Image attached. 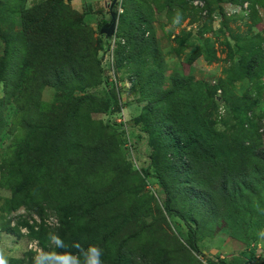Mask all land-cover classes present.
I'll return each instance as SVG.
<instances>
[{
	"label": "trees",
	"instance_id": "1",
	"mask_svg": "<svg viewBox=\"0 0 264 264\" xmlns=\"http://www.w3.org/2000/svg\"><path fill=\"white\" fill-rule=\"evenodd\" d=\"M74 1L48 0L29 8L26 0H0V40L4 43V54L0 56V84H4L0 133L4 111L13 100L19 108L15 126L21 132L2 162L9 183L16 185L15 200L8 209L11 215L2 231L36 242L41 250L39 257L32 250L25 251L19 264H92L93 249L100 252V264H133L132 254L126 255L114 244L116 237L127 235L125 231L132 223L139 226L135 238L145 230L139 224L145 217L142 203L129 192L137 186L128 179L121 180L133 172L145 189L149 186L147 178L158 180L166 200L158 210L160 218L149 226L150 231L170 243L176 240L180 245L175 249L185 257V264H201L197 258L199 233L201 229L214 231L223 216L235 238L249 246L251 228L259 231L264 226V215L261 218L260 213L255 214L257 208L264 210V144L259 130L262 125L256 129L250 117L254 113L261 118L255 110L260 107V93L264 90L259 85L264 78L263 47L238 48L241 59L235 71L253 82L258 91L241 97V105L235 109L238 123L233 131H222L216 127L221 117L219 106L225 102L217 96L222 85L194 81L177 72L168 77L170 85L165 86L166 70L155 40H147V30H142L149 19L139 11L135 22L120 16L119 29L125 31L126 43L118 42L107 69L103 57L117 26L110 36L101 31L109 28L112 14L117 17V6L106 10L108 19L103 18L98 29H93L85 16L99 13L102 8L81 13L71 7ZM203 1L208 18L212 0ZM215 1L241 5L248 1L252 16L255 12L251 0ZM15 17L21 19L22 29L8 35L3 26L7 19ZM203 30L201 35L205 34ZM194 57L191 63L197 59ZM146 59H158L160 66L151 68L152 77L144 82V70L140 68L149 66L143 64ZM125 68L137 71L130 75L140 87L139 102L148 101L136 123L142 124L149 136L153 171L146 168L139 173L134 169L125 154L124 132L93 118L97 113L116 112L119 71ZM110 77L115 79L112 87ZM46 86L57 91V100L47 107L41 102ZM101 86L104 96L92 92ZM62 99L72 103L68 111H63ZM79 164L89 166L90 180L95 182L93 194L88 190L82 196L72 191L76 187L79 192L81 187V182L74 179ZM105 179L109 181L102 189ZM112 194L122 197L123 204L132 209L125 215L105 212L104 208L112 203L107 202ZM248 198L250 203L242 211L239 200ZM21 208L36 212L40 221L16 216L14 213ZM47 208L58 220L54 228L45 220ZM167 216L186 224L187 240L161 228ZM123 241H130L128 235ZM160 247L165 253L162 264H170L172 253L167 247ZM104 253L111 258L103 257Z\"/></svg>",
	"mask_w": 264,
	"mask_h": 264
},
{
	"label": "rangeland",
	"instance_id": "2",
	"mask_svg": "<svg viewBox=\"0 0 264 264\" xmlns=\"http://www.w3.org/2000/svg\"><path fill=\"white\" fill-rule=\"evenodd\" d=\"M26 1L27 7L32 8L48 0ZM113 1L76 0L72 3L71 7L81 13L85 10L95 11L102 8L99 13H90L85 16V21L93 29H98V25L102 19H108V15L106 14L109 11L108 9L111 8ZM251 1L255 9L253 16L250 13V3L248 1L241 5V3L233 1L217 3L215 0H212V13L207 18L208 12L205 9V2L203 0H117L115 4L117 8H114L115 11H118L117 29L110 40V48L104 53L103 65L108 69L118 42L122 44L126 43V33L119 29V26H121V21H119L120 16L125 15L126 19L135 22L139 11L149 19L147 25L142 27V30H147L145 34L147 40H155L157 50L161 55L166 70L165 76L167 78L165 86L168 87L170 85L168 77L177 72L182 76L192 78L194 81H201L209 85H222L224 89H219L217 96L220 97L218 98L219 101L222 99L225 102L219 106L218 114L221 117L216 127L222 131H233V128L239 121V113L235 109L241 105L239 103L241 97L248 95L250 92L256 94L258 91H255L253 82H249L248 78H242L235 71L241 59V55L237 52L238 48L253 47L257 50H262L263 47L264 49V0ZM246 4L248 5V9H245ZM106 10L108 11L106 12ZM3 28L8 35L18 33L22 29L21 19L19 17L7 19ZM202 29L205 32L203 35L200 34ZM3 54L4 43L0 40V56H3ZM194 56L197 59L191 63L195 59ZM143 64H149V66L140 68L142 72L144 70L142 76L145 80L144 82H147L152 77L150 69L156 68L160 64L158 63V59H146L143 61ZM128 69L125 68L119 71L121 82H118L120 91L118 93L119 104L116 112L112 114L97 113L94 114L93 118L104 123H110L124 132L126 140L125 154H127V159L134 169L139 173L141 169L146 168L153 171L152 160L150 158L153 150L149 143V136L143 131V125L136 123L137 117L144 112L148 101L139 102L141 96L140 87L135 80H131L132 76L130 75L131 72L136 70L132 69L129 71ZM237 76L239 77L236 78ZM114 81L115 79L110 77V87H112L111 85H113ZM259 85L264 87V78ZM92 92L100 96H104L105 93L102 86ZM3 94L4 84L1 83L0 96H3ZM77 94L80 95L81 93ZM260 94L262 102L260 107L255 110V113L260 114L261 118L259 119V117L254 116V113L250 117L255 121V123H251V125L254 124L253 127L259 129V125H262L259 130L263 136L264 144V90ZM56 100V89L51 86L44 87L41 92V102L47 107L54 104ZM60 105L63 111H68L72 107L70 101L63 99ZM18 114L19 108L13 100L4 111V125L0 133V264H19L24 256V252L28 250L36 252L37 257L41 254V250L38 248L36 242H31L28 239H19L2 231L11 215L8 214V209L14 203L13 194L14 187L16 186L9 183L10 180L6 176L7 169H3L2 162L8 158L14 141L21 136L20 129L15 126ZM80 165L76 166L79 172H76L74 179L76 182H81V187L79 192L76 187L72 191L82 196H86L84 192L88 190L93 194L95 182L90 180L89 166ZM105 178H109V176ZM125 179H128L130 183L132 182L137 186L136 190H130L129 192L135 196V200L142 203L141 210L145 217L143 218V222L140 221L139 224L142 228V225H144L145 230L135 238L139 226L135 227L133 223L130 224V229L125 231L130 241L124 242L123 240L127 235L121 234L114 240L115 247L122 248L126 255L127 252H130L133 264H160V262L162 264L163 261L161 260L165 258V253L160 245H163L168 248L170 254L172 253L170 264H185V257L175 249V247L180 245L176 240H171L170 243V241L164 240L162 235L151 233L150 231L149 226L155 224L156 220L158 221L156 218H160L158 210L163 208L166 200L165 193L158 180L155 177L147 178L149 186L145 189L141 187L138 174L133 172L130 175L128 174V177L125 175L121 180L125 182ZM108 181L109 179H105L102 189L105 188ZM152 195L155 198H152ZM250 199L253 198L250 197ZM122 200H124L122 197L117 198L114 194L109 196L107 202L111 201L112 203L104 208L105 212H109L110 214H127L132 208L127 203L124 205ZM239 201L242 211L245 210V204L250 203L249 198ZM68 202L72 203L71 200ZM93 203L96 204V201L93 200ZM85 210L87 209L85 208ZM45 212L46 222L52 228L57 226L58 220L51 210L47 208ZM100 212L101 210H99L98 214ZM257 213H260L262 218L264 210L257 208L255 209V214ZM14 214L16 216H25L31 221H40V217L36 212L26 208H21ZM85 214L90 218L89 214ZM223 217L219 218V225L214 226V231L201 229L198 237L200 255L197 256L200 263L264 264V226L259 231H257L256 227L251 228L249 234L250 245L248 246L245 242L235 238L232 227L226 224L227 218ZM12 225H15V223L13 222ZM163 227L167 231L179 235L182 241L189 238L188 228L179 218L167 216V222L161 224V228ZM161 228L159 229L163 231ZM23 233H27L25 229H23ZM110 247L113 249V253L117 254L113 246ZM103 257H109V253H104Z\"/></svg>",
	"mask_w": 264,
	"mask_h": 264
},
{
	"label": "water",
	"instance_id": "3",
	"mask_svg": "<svg viewBox=\"0 0 264 264\" xmlns=\"http://www.w3.org/2000/svg\"><path fill=\"white\" fill-rule=\"evenodd\" d=\"M116 2H117V0L113 1L111 8L116 4ZM116 26H117V17L114 14H112V22H111L109 28L103 29L101 31V33H103V34L105 33L108 36H110L113 33V31L116 29Z\"/></svg>",
	"mask_w": 264,
	"mask_h": 264
},
{
	"label": "clouds",
	"instance_id": "4",
	"mask_svg": "<svg viewBox=\"0 0 264 264\" xmlns=\"http://www.w3.org/2000/svg\"><path fill=\"white\" fill-rule=\"evenodd\" d=\"M93 253H94V258L92 260V264H100V252L97 249H93Z\"/></svg>",
	"mask_w": 264,
	"mask_h": 264
},
{
	"label": "built area",
	"instance_id": "5",
	"mask_svg": "<svg viewBox=\"0 0 264 264\" xmlns=\"http://www.w3.org/2000/svg\"><path fill=\"white\" fill-rule=\"evenodd\" d=\"M245 9H248V5L247 4L245 5Z\"/></svg>",
	"mask_w": 264,
	"mask_h": 264
},
{
	"label": "crops",
	"instance_id": "6",
	"mask_svg": "<svg viewBox=\"0 0 264 264\" xmlns=\"http://www.w3.org/2000/svg\"><path fill=\"white\" fill-rule=\"evenodd\" d=\"M76 1V0H75Z\"/></svg>",
	"mask_w": 264,
	"mask_h": 264
}]
</instances>
